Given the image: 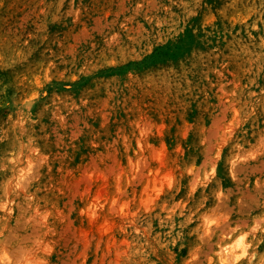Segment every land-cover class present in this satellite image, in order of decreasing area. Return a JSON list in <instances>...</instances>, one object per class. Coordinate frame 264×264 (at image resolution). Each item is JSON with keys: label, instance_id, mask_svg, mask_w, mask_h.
Returning <instances> with one entry per match:
<instances>
[{"label": "rangeland", "instance_id": "1", "mask_svg": "<svg viewBox=\"0 0 264 264\" xmlns=\"http://www.w3.org/2000/svg\"><path fill=\"white\" fill-rule=\"evenodd\" d=\"M240 236L264 264V0H0V264Z\"/></svg>", "mask_w": 264, "mask_h": 264}, {"label": "bare ground", "instance_id": "2", "mask_svg": "<svg viewBox=\"0 0 264 264\" xmlns=\"http://www.w3.org/2000/svg\"><path fill=\"white\" fill-rule=\"evenodd\" d=\"M10 187V186H9ZM241 249L242 252L240 254H236V250ZM245 255V246L242 240V236L238 237L234 244H229L222 248V256L220 257V264H229L237 261L239 258ZM253 263V259L249 261V264Z\"/></svg>", "mask_w": 264, "mask_h": 264}]
</instances>
